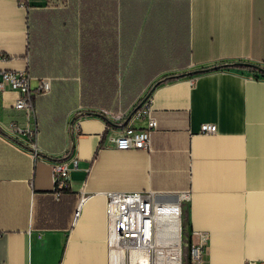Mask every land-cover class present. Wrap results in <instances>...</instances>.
<instances>
[{
    "label": "crops",
    "instance_id": "0c3cea01",
    "mask_svg": "<svg viewBox=\"0 0 264 264\" xmlns=\"http://www.w3.org/2000/svg\"><path fill=\"white\" fill-rule=\"evenodd\" d=\"M64 1L0 0V69L51 84L35 98L40 157L0 126V264H108L109 191L189 192L183 223L209 234L204 264H264V0ZM110 74L151 86L150 149L111 145L109 115L86 101ZM17 98L0 93V125L21 119ZM67 151L79 164L56 200L50 158Z\"/></svg>",
    "mask_w": 264,
    "mask_h": 264
},
{
    "label": "built area",
    "instance_id": "2783aa9c",
    "mask_svg": "<svg viewBox=\"0 0 264 264\" xmlns=\"http://www.w3.org/2000/svg\"><path fill=\"white\" fill-rule=\"evenodd\" d=\"M59 4L65 3L59 0ZM29 70L0 69V93L15 91L18 98L14 109L21 113V119H11L7 125H0L11 139L32 155L40 157L36 139L38 124L36 121L35 98L50 91L51 84L46 78L32 85ZM153 92L145 93L124 117L116 119L109 115L106 120L107 140L119 149H150L151 137L158 123L153 115ZM80 121L75 116L70 122V136L73 141L78 135ZM201 131L214 134L216 124L204 123ZM70 157V156H69ZM58 159L51 157L55 181L54 197L59 200L68 187L69 173L76 168L79 159L74 157ZM106 197V215L108 222V264H157L159 248L165 252V259H178L170 264H204L208 249L209 234L200 230L186 232L183 223V202L190 200L185 192L174 202L161 201L153 192L109 191ZM87 199L81 194L76 207L73 224L77 223L82 207Z\"/></svg>",
    "mask_w": 264,
    "mask_h": 264
},
{
    "label": "rangeland",
    "instance_id": "374dc122",
    "mask_svg": "<svg viewBox=\"0 0 264 264\" xmlns=\"http://www.w3.org/2000/svg\"><path fill=\"white\" fill-rule=\"evenodd\" d=\"M80 17L87 22L90 19L91 22L94 16L90 14L89 11L85 10V12H80ZM33 31L35 32L36 28H33ZM109 56L114 57V54ZM125 63L127 64V62ZM143 79L144 76L141 75L119 79L114 78L111 74L106 75L104 80L105 85H107L106 89L104 88V90L99 93L87 94L86 101L99 106L100 109H97L96 112L98 114L111 115L116 119L122 118L131 111L141 96L150 91L151 86L145 87ZM69 156L70 151H67L55 157L58 159H65ZM184 263L188 264L187 257H185Z\"/></svg>",
    "mask_w": 264,
    "mask_h": 264
},
{
    "label": "bare ground",
    "instance_id": "6f19581e",
    "mask_svg": "<svg viewBox=\"0 0 264 264\" xmlns=\"http://www.w3.org/2000/svg\"><path fill=\"white\" fill-rule=\"evenodd\" d=\"M158 252L159 253L157 254V259H156L157 264H170V263L178 261L177 258L176 259H171V258L165 259V255H164L165 252L162 251V249H160V248H159ZM145 264H149L148 259H146Z\"/></svg>",
    "mask_w": 264,
    "mask_h": 264
}]
</instances>
